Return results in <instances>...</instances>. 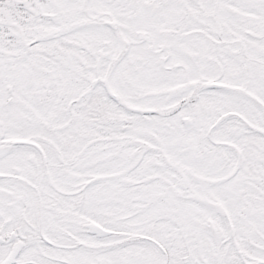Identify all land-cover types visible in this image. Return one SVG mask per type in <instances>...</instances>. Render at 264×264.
I'll return each mask as SVG.
<instances>
[{"label": "snow or ice", "instance_id": "obj_1", "mask_svg": "<svg viewBox=\"0 0 264 264\" xmlns=\"http://www.w3.org/2000/svg\"><path fill=\"white\" fill-rule=\"evenodd\" d=\"M0 264H264V0H0Z\"/></svg>", "mask_w": 264, "mask_h": 264}]
</instances>
